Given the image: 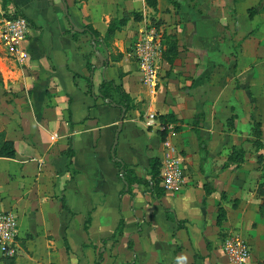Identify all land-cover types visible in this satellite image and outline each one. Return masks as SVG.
I'll use <instances>...</instances> for the list:
<instances>
[{"label": "crops", "instance_id": "obj_1", "mask_svg": "<svg viewBox=\"0 0 264 264\" xmlns=\"http://www.w3.org/2000/svg\"><path fill=\"white\" fill-rule=\"evenodd\" d=\"M191 4L0 0V28L14 15L30 21L26 62L0 44V150L6 142L16 149L0 156V213L16 215L19 248L15 259L0 251V264H97L101 255V264H229L223 244L232 233L249 243L248 264H264V0ZM148 20L168 46L156 85L142 82L133 53ZM87 25L99 45L75 30ZM105 80L131 99L123 121L122 108L99 97ZM168 115L178 120L167 140L181 155L185 186L160 197L146 185L121 194L113 152L149 179L151 159L164 156L160 117ZM235 151L240 162L230 161Z\"/></svg>", "mask_w": 264, "mask_h": 264}, {"label": "built area", "instance_id": "obj_2", "mask_svg": "<svg viewBox=\"0 0 264 264\" xmlns=\"http://www.w3.org/2000/svg\"><path fill=\"white\" fill-rule=\"evenodd\" d=\"M29 32L30 21L24 16L6 18L1 24L0 44L8 57L18 63H24L30 57L23 46ZM164 40V31L159 22L148 20L144 31L133 45V53L145 85H156L158 82L159 64L165 50ZM156 119L155 114L149 115L146 125L153 126ZM261 141L264 167V135ZM164 142V156L161 161L162 186L167 192L178 194L187 181L184 165L177 148L169 140ZM17 232L16 215L13 212L0 213V251L6 258L15 259L18 255ZM223 250L229 264H248L251 258V247L239 234L226 236Z\"/></svg>", "mask_w": 264, "mask_h": 264}, {"label": "trees", "instance_id": "obj_3", "mask_svg": "<svg viewBox=\"0 0 264 264\" xmlns=\"http://www.w3.org/2000/svg\"><path fill=\"white\" fill-rule=\"evenodd\" d=\"M185 1H188V0H185ZM189 1L191 4L194 0H189ZM173 2H175V1H173ZM147 3L152 8L157 9V0H147ZM175 5H176V7L179 6L176 3H175ZM250 12H251V16L253 17L255 10L252 9V10H250ZM16 16H18V15H14L11 17H16ZM118 27H119L118 23L113 22L110 25V28L108 31V37L113 35L117 31ZM85 33H89L91 36L95 37L94 42L96 45H99L101 43L100 34L96 30H94V28L92 26L87 25ZM175 48H176V44H174V42H173L170 45V49H169L170 53H172ZM167 53H168V46L167 47L165 46V50H164V54H163L164 58L166 57ZM175 55H176V53H174V56ZM87 67L90 71L94 70V66L91 65L89 62L87 63ZM89 81L91 84L90 90H93L94 89L93 83H92L91 79ZM98 91H99V97H102L106 101L109 100V102L111 104H115L118 107L122 108L124 118L128 115L129 111L133 108L129 95L122 89V87L120 85H117L115 81L105 80L101 84V86L99 87ZM115 93L119 94V96H120L119 101L116 100V98L114 96ZM203 119H204L203 114H198L195 118L193 125L197 129V132L199 131V126L203 122ZM160 120H161V123L164 127L160 131V134H161L162 140L166 141L168 134H169V131H170L169 130L170 125L172 123H176L178 120L173 115L161 116ZM174 130L179 131L180 128L174 127ZM254 132H255L256 138H258V140H259L260 135H261V131H260L259 127H256ZM239 154H240L239 151H235L234 154L230 157V161L240 162L241 160L239 158ZM15 155H16V149H15L14 143L13 142H6L0 150V156L1 157H7V158H14ZM112 159H113V162L115 163V165L117 166V168L119 169V174H118L119 180L125 185V188L121 194L129 193L131 195H134L133 187L135 185H146V186H150L156 192V195L158 197H160L162 195V193L164 192V189L161 185L162 184L161 162L159 159H156V158L151 159L150 168H149V175H150L149 179H145V178L140 177L138 175V173L136 172V170L134 168H132L130 165H128L127 163H125L123 160L119 159L115 152H113ZM206 190H207L208 194H211L213 192V188H212L211 184H208L206 186ZM225 220H226V211L223 208H220L219 216H218V226H222V224ZM121 225H120L119 230H118L119 234H121L123 232ZM129 246L131 249L133 248V244L130 243ZM102 259L103 258L101 255L97 264H101Z\"/></svg>", "mask_w": 264, "mask_h": 264}, {"label": "water", "instance_id": "obj_4", "mask_svg": "<svg viewBox=\"0 0 264 264\" xmlns=\"http://www.w3.org/2000/svg\"><path fill=\"white\" fill-rule=\"evenodd\" d=\"M75 30L78 31V32H81V33L85 32V29L84 28H78L76 26H75ZM94 39H95V37H94ZM96 55L101 60V63H102V66H103L105 64V58H104V56L99 51H97V50H96ZM123 118H124V115H123ZM123 118H122V121H123ZM122 127H123V122H121L119 124L118 131L116 133L115 146H116V144L118 142V136H119L120 132L122 131Z\"/></svg>", "mask_w": 264, "mask_h": 264}, {"label": "rangeland", "instance_id": "obj_5", "mask_svg": "<svg viewBox=\"0 0 264 264\" xmlns=\"http://www.w3.org/2000/svg\"><path fill=\"white\" fill-rule=\"evenodd\" d=\"M250 260H251V258H250ZM250 260H249V261H250ZM248 263H249V262H248Z\"/></svg>", "mask_w": 264, "mask_h": 264}]
</instances>
